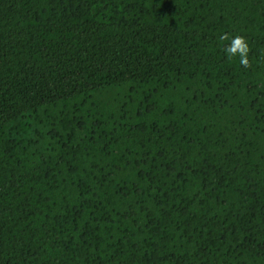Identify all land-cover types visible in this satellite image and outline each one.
I'll return each mask as SVG.
<instances>
[{
	"label": "trees",
	"instance_id": "16d2710c",
	"mask_svg": "<svg viewBox=\"0 0 264 264\" xmlns=\"http://www.w3.org/2000/svg\"><path fill=\"white\" fill-rule=\"evenodd\" d=\"M0 264H264V0H0Z\"/></svg>",
	"mask_w": 264,
	"mask_h": 264
},
{
	"label": "clouds",
	"instance_id": "9594fccd",
	"mask_svg": "<svg viewBox=\"0 0 264 264\" xmlns=\"http://www.w3.org/2000/svg\"><path fill=\"white\" fill-rule=\"evenodd\" d=\"M219 39L221 40H230L229 45L225 48V52L228 54L229 58L239 56L240 63L242 66L250 67V61L248 54L250 52V45L248 40L243 35H236L234 37H229L227 33L220 35Z\"/></svg>",
	"mask_w": 264,
	"mask_h": 264
}]
</instances>
